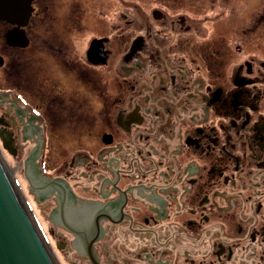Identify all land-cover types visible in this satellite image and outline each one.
<instances>
[{"label": "flooded vegetation", "instance_id": "af4514ba", "mask_svg": "<svg viewBox=\"0 0 264 264\" xmlns=\"http://www.w3.org/2000/svg\"><path fill=\"white\" fill-rule=\"evenodd\" d=\"M207 1L31 0L28 16L0 19V142L41 159L27 178L52 253L264 264V9Z\"/></svg>", "mask_w": 264, "mask_h": 264}, {"label": "water", "instance_id": "95a60500", "mask_svg": "<svg viewBox=\"0 0 264 264\" xmlns=\"http://www.w3.org/2000/svg\"><path fill=\"white\" fill-rule=\"evenodd\" d=\"M31 0H0V19L10 21L28 16ZM9 37V36H8ZM10 97V92H0ZM2 146L10 151V141L2 137ZM33 145V144H32ZM32 145H29L28 148ZM25 154L23 171L36 181L38 162ZM35 166L36 169L33 167ZM0 264H58L36 220L32 217L26 199L11 175L0 152Z\"/></svg>", "mask_w": 264, "mask_h": 264}, {"label": "rangeland", "instance_id": "374dc122", "mask_svg": "<svg viewBox=\"0 0 264 264\" xmlns=\"http://www.w3.org/2000/svg\"><path fill=\"white\" fill-rule=\"evenodd\" d=\"M126 0L127 9H152L154 6L161 7V9H210V5L206 0ZM230 5L233 6L232 9H257L263 10L264 9V0H230ZM225 6V4L223 3ZM118 6L117 0H111L110 9H115ZM231 6V7H232ZM231 7L227 9H231ZM248 7V8H247ZM254 39H255V46L254 51L258 54H264V22L262 20L261 24L257 29L254 31ZM263 47V49H262ZM7 76H3L0 73V90L5 92H10V78H6ZM1 110L6 111L10 115V97H0V114ZM10 121V120H9ZM33 142L24 143L25 147L32 145ZM0 152L2 157H4V161L6 162L7 166L10 169L11 175L15 178L17 185L19 186L20 191L26 196L25 199H28L30 202L33 211L37 217L36 223L40 229L43 227L44 230L46 228L52 227L53 224L49 221L42 220L39 214V203L34 199L32 194L29 191L28 183L23 171V164L25 159L24 155L14 156L10 151L5 149L1 142H0ZM31 161H37L39 170L41 159L39 157L32 158ZM42 165L44 163L42 162ZM46 170L49 169L48 166H45ZM41 230V229H40ZM55 230L62 232L66 235V237H53V241L56 242L58 240H62L69 244L71 240V235L64 230L57 229ZM59 250V251H58ZM54 250V257L56 258L57 263L59 264H72L76 262L78 264H84L85 259L80 254H77L73 250Z\"/></svg>", "mask_w": 264, "mask_h": 264}, {"label": "bare ground", "instance_id": "6f19581e", "mask_svg": "<svg viewBox=\"0 0 264 264\" xmlns=\"http://www.w3.org/2000/svg\"><path fill=\"white\" fill-rule=\"evenodd\" d=\"M8 167V166H7ZM8 169H9V167H8ZM9 171H10V169H9ZM11 173V172H10ZM41 229V228H40ZM41 231V230H40ZM44 236V235H43ZM45 238V237H44ZM46 240V239H45ZM47 242V241H46ZM48 244V243H47ZM48 246H49V244H48ZM49 248H50V246H49ZM51 250V249H50ZM52 252V251H51Z\"/></svg>", "mask_w": 264, "mask_h": 264}]
</instances>
